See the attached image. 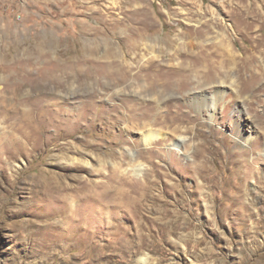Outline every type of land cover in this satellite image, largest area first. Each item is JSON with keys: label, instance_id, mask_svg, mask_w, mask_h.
<instances>
[{"label": "rangeland", "instance_id": "obj_1", "mask_svg": "<svg viewBox=\"0 0 264 264\" xmlns=\"http://www.w3.org/2000/svg\"><path fill=\"white\" fill-rule=\"evenodd\" d=\"M142 18L151 27L138 31ZM223 33L253 52L260 74L241 92L257 129L245 147L232 133L240 93L226 86L214 123L189 97L238 74L222 62ZM255 38L264 39V0H0V264H264V41ZM114 44L134 63L120 82ZM39 95V109H61L69 124L29 143L6 115L36 114L22 100ZM147 127L166 137L147 146ZM131 153L145 162L140 175Z\"/></svg>", "mask_w": 264, "mask_h": 264}, {"label": "bare ground", "instance_id": "obj_2", "mask_svg": "<svg viewBox=\"0 0 264 264\" xmlns=\"http://www.w3.org/2000/svg\"><path fill=\"white\" fill-rule=\"evenodd\" d=\"M254 4V3H253ZM117 5L116 2L113 3V6ZM240 9V8H239ZM248 9V8H247ZM254 9V8H253ZM135 11V9H134ZM139 11V10H138ZM143 12V11H142ZM242 12V11H241ZM253 12V11H252ZM144 18V17H143ZM140 19V20H136V22H134V24H137V27L136 29H139L140 28H147L149 29V27H151V24H149V22H146V20H143ZM208 23V22H207ZM130 24V23H129ZM133 24V23H131ZM147 24V25H146ZM140 25V26H139ZM200 26V25H199ZM134 28V27H133ZM132 28V29H133ZM135 29V28H134ZM143 30V29H141ZM140 30V31H141ZM144 31V30H143ZM130 32V31H129ZM142 33V32H141ZM246 33V32H245ZM251 33V31H250ZM248 34V33H247ZM146 36V35H145ZM223 40L220 41L221 44H222V52H220V55H222V62L225 63V65H229L230 63L234 64V66L236 67V71L238 72V74H236V77H234L231 82L229 84H226L224 83L223 81L222 82H219V83H215L216 85L214 86L215 87V90L213 91H209L206 89V87H203L200 88V91L199 92H191L193 93V95H190L189 97H191V99L193 98L194 100H197L199 101V98L200 100H202V105L201 106H198L201 108V110L203 111V106H205V118L206 120L209 122V123H214V118L216 116V105H217V101H219L223 96L224 94H226V86L228 85L229 87H232L230 90L234 91L235 93H240L241 96H237L238 100H237V104H236V107L234 109V112L236 113L237 115V126L235 128V131L232 132L233 135H234V139L238 145V147H245L249 144L250 141H253L254 138H255V135H256V132H257V129L255 128V125L253 124V119L249 116V114L247 113L246 109H245V102H244V97L242 96V91L244 89H251L252 84H250V80L253 79V78H256L258 76H256L255 73V64H254V55L252 54L253 52H251L249 49H246L244 48V51H241L240 48H236V46L234 45V42L232 41V39L227 36V34L223 33ZM263 36V35H261ZM132 37V36H131ZM142 37V36H141ZM251 37V36H250ZM134 38V37H132ZM128 39V38H127ZM148 39V38H147ZM129 40H130V37H129ZM143 40V38H142ZM131 41V40H130ZM253 41H257V44L258 43H261L264 41V39H260V38H255ZM137 42V41H136ZM135 43V42H134ZM145 44V43H144ZM132 45V44H131ZM139 45V44H138ZM115 47V56L118 57V59L120 60L121 63H117L115 62L114 64L116 65H122V66H117L114 71H112V73L110 72L112 67L108 68L110 71L108 74H112V78L113 76L116 78V81H123L124 78H126L127 74L130 73L129 69L132 65H134V63L131 61V57L128 58L127 56V53L125 52H121V50L118 48V46L116 44H114ZM127 46V45H126ZM146 47H148L149 49L153 48V44H149V43H146L145 44ZM193 46V44H192ZM258 46V45H256ZM194 47V46H193ZM244 47V46H243ZM123 49V48H122ZM189 49V48H188ZM193 49V48H192ZM205 49V47L203 48ZM191 50V49H190ZM134 51V50H133ZM149 51V50H148ZM191 52V51H190ZM198 52V51H197ZM200 52V51H199ZM242 52V53H241ZM193 53V52H192ZM145 54V53H144ZM142 55L144 60L145 57H147V55ZM153 55V57H159L160 55L157 54V53H151ZM199 54V53H198ZM202 54V53H201ZM171 55V54H170ZM182 56V55H181ZM185 56V55H184ZM193 56V55H192ZM207 55H205L206 57ZM136 57V56H135ZM138 57V56H137ZM203 58V55L198 57L199 59L200 58ZM204 57V58H205ZM148 58V57H147ZM179 58V56H178ZM197 58V59H198ZM209 57H207L208 59ZM140 59V58H139ZM138 59V60H139ZM174 59V58H173ZM172 59V60H173ZM196 59V58H195ZM149 60V58H148ZM159 60V59H158ZM170 60V59H169ZM202 60V59H201ZM205 60V59H204ZM150 61V60H149ZM172 64H174L173 62H171ZM111 63L110 62V66H111ZM170 64V65H172ZM178 65V64H177ZM140 66V65H139ZM153 66V65H152ZM157 66V65H156ZM167 66V65H166ZM173 66V65H172ZM109 67V66H108ZM143 67V66H142ZM155 67V66H154ZM161 67V65H160ZM176 67V66H175ZM174 67V68H175ZM138 68V67H137ZM145 68V67H143ZM152 68V67H151ZM150 68V69H151ZM163 68V66L161 67ZM165 68V67H164ZM168 68V67H166ZM170 68V67H169ZM168 68V69H169ZM173 69V67H171ZM179 68V67H178ZM139 69V68H138ZM142 69V68H141ZM155 69V68H154ZM153 69V70H154ZM157 69V67H156ZM155 69V70H156ZM171 69V70H172ZM185 69V67H184ZM162 70V69H161ZM189 70V69H188ZM108 71V70H107ZM147 71V70H146ZM173 71V70H172ZM171 71V72H172ZM178 71V70H177ZM163 72V71H162ZM180 72V71H179ZM178 72V73H179ZM186 72V71H184ZM28 73V72H27ZM152 73V72H151ZM160 73V72H159ZM170 73V72H169ZM168 73V74H169ZM174 73V72H173ZM205 73H207L209 75V72L205 71ZM247 74L249 73L248 77H244V74ZM110 74V75H111ZM154 74V73H153ZM176 74V73H175ZM25 75V73H24ZM139 75V74H138ZM143 75V74H142ZM158 75H163L162 73L161 74H158ZM157 77H160L158 76ZM166 75V74H164ZM31 77V75H29ZM28 76V77H29ZM137 76V74H136ZM135 76V77H136ZM140 76V75H139ZM173 76V75H172ZM189 76V74H188ZM169 77V76H168ZM185 77H187V75H185ZM156 78V77H155ZM160 79V78H159ZM163 79V82L165 83L167 80L169 79H166V78H161ZM180 79V78H179ZM185 79V78H184ZM188 79V78H187ZM153 80V79H152ZM177 80V79H176ZM175 80V81H176ZM156 82V79L154 80ZM162 81V80H161ZM184 81V80H183ZM187 81V80H186ZM254 81V79H253ZM154 82V83H155ZM177 82V81H176ZM179 82V81H178ZM177 82V84H178ZM132 83H134V80H132V82L130 83V85H132ZM152 83V82H151ZM160 83V82H158ZM171 83V82H170ZM167 84V83H166ZM165 84V85H166ZM15 85V84H13ZM183 85V84H182ZM181 85V86H182ZM179 87V86H178ZM212 89H214L212 87ZM134 93H139L140 91L137 90V88H133L132 89ZM120 90H116L115 93H118ZM190 93V94H191ZM45 97V96H44ZM43 96H38L36 97L33 101H31L30 99H27V100H22V103H26L28 105H32L33 104V107L34 109H39L45 102V98ZM11 99V97H10ZM23 99V98H22ZM47 99V98H46ZM1 96H0V106H3L1 103ZM54 101V100H53ZM88 101V100H87ZM189 101V100H188ZM195 102V101H194ZM197 103V102H196ZM195 103V105H196ZM4 104V103H3ZM91 104V103H90ZM219 104V103H218ZM13 105V104H12ZM46 105H48L46 103ZM92 105V104H91ZM6 106V105H5ZM16 106V105H15ZM88 104L87 102L83 103V109H85L86 107L88 108ZM8 107V106H7ZM13 106H11L12 108ZM144 108V107H142ZM8 109V108H7ZM49 109V108H48ZM48 109H46L48 111ZM2 110V109H0ZM5 110V109H3ZM9 110V109H8ZM12 112L11 113H8L6 115V121H10V120H13V129H18L19 131H21L23 133V135L27 138V141L30 143L32 142L33 140H35L37 138L35 134L39 133V131L43 128V127H47V125L49 126L50 124L51 125H54L55 127V131L56 133L58 131L61 130V128L65 127L66 125H68L69 123H67V120H68V115L65 114V113H62L61 112V109H54L53 111L55 112V116H51L49 113L47 114V111L43 110L42 109H39L36 111V114L33 113L34 110L32 111H24L22 109H19V108H15L14 109H10ZM51 110V109H50ZM87 110H90V109H87ZM92 110V109H91ZM95 110V109H94ZM86 111V110H85ZM133 111V110H132ZM147 110H143V112H141L143 114V116H146ZM51 113V112H50ZM53 113V112H52ZM82 113V112H81ZM79 113L82 116L85 115V113L83 112L82 114ZM88 113V112H87ZM203 114V113H201ZM53 115V114H52ZM79 115V116H80ZM133 114H131L132 116ZM200 115V114H199ZM50 116V117H49ZM86 116V115H85ZM130 116V118H132ZM134 116V115H133ZM83 118V117H82ZM129 116H127V114L125 115V120H124V123H126L127 120H130ZM178 117H174L173 119L176 120ZM60 119V120H59ZM80 119V117H79ZM133 119V118H132ZM74 123V122H73ZM71 124V123H70ZM146 123L144 122V125ZM50 125V126H51ZM80 125V124H79ZM70 126V125H69ZM76 126V125H75ZM12 127V126H11ZM67 127V126H66ZM127 127V126H126ZM48 128V127H47ZM15 129V130H16ZM64 129V128H63ZM126 129V128H125ZM71 130V129H70ZM73 130V129H72ZM12 131V130H11ZM67 131H68V128H67ZM67 133V132H66ZM7 134V133H6ZM53 135V134H52ZM70 135V134H69ZM8 136V135H6ZM11 136V135H10ZM62 136H63V133H62ZM159 136H162L163 138L166 137V135L160 131H156L150 127H147L145 128V130L141 133V140L144 144H146L147 146L152 144L154 142V140H156L157 137ZM24 137V138H25ZM161 137V138H162ZM14 138V137H12ZM8 139V138H7ZM14 140V139H13ZM186 140V136L183 135V134H178L176 138H173L172 140V145L171 146H174L175 148L178 149V151L181 150V147L183 145V143L185 142ZM11 141V140H10ZM18 141V140H17ZM26 141V144H29L27 143ZM18 143V142H17ZM21 146L23 147L24 146V151L27 152L28 150V145H25V142L22 144L20 143ZM2 145V144H1ZM34 145V144H33ZM32 145V146H33ZM3 146V145H2ZM6 146V144H5ZM12 148L14 149V145H11ZM7 147V146H6ZM36 147V146H35ZM7 149V148H6ZM176 149V150H177ZM19 151V150H18ZM187 152V151H184V153ZM3 153V152H2ZM188 159L191 157V155L189 154V152L187 154H185ZM130 158H131V168L134 172V174L137 176V175H140L141 173H143V171L145 170V162H141L140 160H137L136 159V155H134L133 153H131L130 155ZM76 160V157L73 156L70 158V162L71 163H74ZM86 164H90L89 160H87L85 162ZM79 214V213H78ZM80 217V214L78 215ZM74 222H77V218H70V224ZM79 221V220H78ZM80 222V221H79ZM75 223L72 224V227L68 229L67 233L70 235V238L73 237L74 235V232L76 231L75 228L77 227L76 225H74ZM82 225V224H81ZM81 227V226H80ZM119 227V226H118ZM74 228V229H73ZM78 228V227H77ZM76 228V229H77ZM117 230V229H116ZM115 231V230H114ZM93 232V231H92ZM113 234V233H112ZM118 234V233H117ZM68 235V236H69ZM115 236V235H114ZM119 237V236H118ZM117 237V238H118ZM116 238V239H117ZM120 239V238H119ZM95 246V245H94ZM141 264H145L146 262L144 261L143 258L140 259L139 261Z\"/></svg>", "mask_w": 264, "mask_h": 264}]
</instances>
